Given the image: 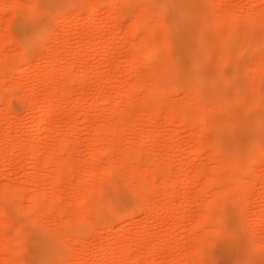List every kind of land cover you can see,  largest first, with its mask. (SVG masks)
Instances as JSON below:
<instances>
[{"label":"rangeland","instance_id":"1","mask_svg":"<svg viewBox=\"0 0 264 264\" xmlns=\"http://www.w3.org/2000/svg\"><path fill=\"white\" fill-rule=\"evenodd\" d=\"M70 1L36 0L38 6L35 9L37 11L31 14L32 9L27 4L28 0H0L3 4L0 6V69L3 70L4 67L7 68L9 65H13L11 63L15 59L16 54H19L17 55L18 58L20 52L24 50L25 33L31 31L29 43L31 46L29 52L30 62L28 61L26 64L19 63L14 69L12 68L14 71L10 70V68L7 69L8 73H6V68L5 72H3L4 70L0 71V74H3L0 75V85L2 86L4 84L6 86H2V88H7V91L9 90L8 92L14 96L18 94L21 96H17L19 99H12L13 110L4 109V101L0 100V142L2 141L0 143V189L5 188L4 190H8V188H16L14 191L17 192V189H19V192L21 191L20 193H22L21 195L17 194L19 195L17 197L14 196L10 199H5V197L3 200H0V207L2 209H8L14 205L15 208L17 205H21L22 208H25L23 211H27V215H24V220L22 221V218L19 219L14 212L10 214L6 213L7 216L3 213H1L2 215L0 214V247L2 246L0 248V263L3 264V262H6L5 259L9 258V261H7L8 264L15 259L19 260V262L16 261L13 264L17 262V264H36V245L40 240H48L43 246V254L39 256L38 264H121L119 263L121 260V251L118 250V247L123 244L130 249L128 252L130 257H127L124 264H134L135 259H138L137 264H183V262L185 264L187 254L191 251L194 252L198 247H193V242L195 246L196 241L199 242V247L202 246L201 248L198 247V250L201 249L200 255H202V258L201 256L199 257L201 264H264V73L260 70L262 71V75H257L260 76L257 79L260 82L256 81V83L254 81L257 77L254 79L253 75L255 73V66L260 65L261 60H264V46L261 47L260 43L264 38V0H146L148 3L151 1V10L157 13H154L156 14L155 17H159L162 20L164 27L162 28L161 26V30L159 27L155 29L156 33L149 30L151 29L150 27L147 28L148 30L146 28L142 29L145 30L144 32L147 31L145 33L146 37L151 31L154 38H157L159 41V47L161 45L160 49L163 46L165 48L167 44L169 48L166 51L160 50L157 58L149 59V61L147 56L150 53L148 52V54L146 52L145 54L147 56H144L145 58L147 57V61L144 62L147 64L145 65L151 67V65L158 66L159 63L162 70L165 69L162 73L168 76L172 83L178 85L176 87L173 84L174 88L172 89L175 90H172L170 88L171 86L167 88L166 82H162L164 80L162 79L163 77L160 78L162 74H159L158 77L161 79V82H156L157 85H154L157 86L158 90L156 92L150 90L152 91L151 94L145 91L146 86L148 87L146 84L149 83L150 76V79L157 77L156 73H149L148 70H141L139 66L131 64L137 56L135 52L137 47L134 46L142 39V36L145 38V34L140 29L135 33L127 32L132 24L131 19L135 15L137 17L139 12H143L142 9L144 7L142 8L141 6V11L137 12L139 9L137 5L142 4L140 2L141 0H138V2L137 0H115V2L113 0L114 5L109 6V4V7L104 6L105 8L103 7L102 10L94 15L90 14V10L98 0H80L82 6L79 4L81 6L79 11H75V7L66 6L67 2ZM142 1L144 2L145 0ZM71 2L70 5L74 6L73 4H75L74 2L76 0ZM16 3L21 8L24 7L23 5L26 8H20V11L16 10V13H14V4ZM7 5L14 6L12 8L9 6L12 11ZM45 7L48 9L46 10ZM222 12H225L224 14H230L231 18L236 14L237 19L233 18V20H229L225 25L216 27L214 19ZM261 13L263 15L260 16L259 14ZM61 15L65 16L64 20ZM119 15L124 16V18L122 17L123 24L121 25V30L115 35L114 20ZM254 15H256V18ZM257 15L260 16L259 19ZM12 17L14 18L12 19ZM252 17L258 22L253 20ZM9 18L13 22L10 21V23ZM249 18L251 21H247ZM154 19L156 20V18ZM202 19L206 20V24L198 32L196 26ZM155 20L151 21L152 24L156 22ZM173 23L177 26V29L172 28ZM45 25L48 27H45ZM155 25L157 24L152 25V30H154ZM44 28L49 30V35L42 39L39 38V34ZM236 28L240 30V34L237 33ZM234 32L238 36L235 38L231 37L232 39L229 38L231 33L232 35L235 34ZM221 38L224 41H219ZM215 41L218 43L216 44ZM216 46H220V48ZM222 48L231 49L228 53L230 56L229 58L227 57V63L221 59ZM149 50L147 49V51ZM12 56L14 57L12 58ZM9 57L12 59L9 60L10 62L6 61ZM150 57L152 58V56ZM221 62H223L224 66ZM69 64L75 66L71 80L67 79L69 78L66 76L68 73L65 75V68ZM2 66L4 67L2 68ZM157 66L156 68H158ZM139 69L142 72H138L140 71ZM148 69L150 70L151 68ZM194 71H196V76L190 78ZM67 80L70 82L68 83ZM142 80L146 81L144 88L128 89L129 86L136 84V82L138 83V81L142 83ZM66 81L68 83L66 84L67 86L63 84ZM251 82L253 87L249 85ZM153 83L156 84L155 81ZM62 84L70 90H67L66 93L71 92V95L69 96L67 94L69 96L67 98V96L65 97L64 94H61L64 95V99L60 98L58 103H55V107L57 108L55 110L57 112L54 111V114H51V116L47 114L49 121L47 122V118L45 124H42L43 127L45 126V129L43 127H39V129L40 120L46 117V112L44 110L43 113L41 112L44 103L43 97L47 94V91L50 92L52 90L55 92L57 87L60 89L61 86L62 88ZM198 84L203 90L204 97H206L205 99L209 105L211 104L210 106L212 107L214 105L213 103H215L213 111H210L211 116L221 122L218 131L206 133L205 136L207 137L208 143L202 139L199 140V122L189 126L190 124L187 121L185 123L180 122L178 117L171 120L169 118L170 114L166 113L167 108L171 104H175L176 107L177 103L180 105L181 103H186L188 105V100L191 99V93H193L192 91ZM18 86L20 89L17 88L16 90L15 87ZM149 88L151 87L149 86L147 89ZM253 91L255 92L252 93L253 95L255 94L254 96L251 94ZM117 95L120 96L119 98L121 100L116 105L117 109L115 108V110L113 108L112 98ZM238 95L242 97H240L241 99L238 98V102L237 100L233 102V105L231 99L233 96L237 97ZM105 96H107V100L109 99L108 101L104 99L106 98ZM201 99L204 102V99ZM158 100L161 101L162 106L160 105V111L159 109H154V111H159V114H156L158 116L152 110L156 116L152 118L153 113L150 114L151 110L149 106L151 105L149 104L150 102ZM75 101L79 102L76 107H74ZM206 101L205 103H207ZM224 101L229 103V106L227 105L228 107H225V104L223 105ZM192 102L191 104L193 106L191 104H189V107L186 105L188 107L187 111L194 112L198 108L197 106L200 101H196L195 105ZM203 102L200 104L202 105ZM157 104H153L157 106H155L156 109L158 108ZM210 106H208V111L211 110ZM134 114L138 115L137 121H135L136 115L134 116ZM119 122L122 123L119 124ZM114 123L118 125L117 129L119 130L117 131L118 134H121L117 136L120 138L116 136L110 140L108 138L111 136L110 133V136L107 134L109 140L106 138V141L101 140L102 135L108 131V126ZM103 124L107 125L105 127L107 131L103 128L104 133H102L101 129ZM98 128L101 130L99 129L98 131ZM143 132L148 133L146 135L147 137ZM105 134L104 137H106ZM203 142L206 144L205 148H203ZM59 143H64L62 145L66 143L67 145L65 146L67 149L62 150L59 148L58 150L61 152L58 151L57 154L54 152V149H56L55 147ZM253 143L262 144L261 150L263 153H261L259 160L254 163L251 162L250 156H246L250 152ZM34 144L42 153L40 154L41 157L43 156L45 158L43 162L45 163L46 161L48 163L44 164L48 166H44L43 170H41L43 167L41 166L39 168L40 171L34 167V156L31 155L30 151L32 146H35ZM137 146L143 150L138 149ZM216 146H220L219 152L215 154L217 158L211 153ZM93 149L100 151V153L97 151L99 155H97L98 157L95 156L96 158L92 154V151H95ZM137 150L141 151L139 160H135L138 162L137 168H135L139 173L147 165H149L150 169L156 167L157 161H159L158 164H160L159 166L162 170L159 169L160 173L157 172L159 176L155 175L156 178L154 180L151 179L152 177L148 179L152 173L150 175L149 173L146 174L148 177L144 174L143 177V174L142 176L139 173L136 174V169H134L136 175H129L132 172L130 173L129 166L126 165L129 163L128 158L131 154L128 155V153L129 151L137 152ZM207 151L210 152L208 153ZM51 153H55L56 156L54 155L53 157L56 158H70V161L74 163L75 168L72 171H68L65 167V169L63 168V170L58 171L59 173L62 171V174L68 175L67 177H69L66 178L64 186L61 185L63 183L57 180L60 176L57 179L55 178V176L58 177L57 175L61 174H57L54 170L55 166H52ZM210 153L213 156L209 155ZM120 154L125 155V157L119 156ZM49 155L51 156L50 158L48 157L50 161L46 160V157ZM117 155L120 158H125L124 161L127 160V163L121 161L123 159L119 160L120 158L118 159ZM133 156L134 154L131 155V157ZM233 156H238V165H235L231 160L227 163L228 159ZM211 157H214V159ZM111 160L115 161H113L115 167L120 164V168L115 169L113 166L114 171H112L116 173V175L113 174L115 177L111 179L113 181L101 184L99 178L104 174L103 169L105 167L103 166H107L106 164ZM118 161L124 162L125 164H123L125 166L121 165L122 163ZM113 162L111 161L110 163L112 164ZM214 162L220 164H215ZM145 163L147 164L144 165ZM162 164L166 170L169 169L167 170L168 172L171 171V175L173 173L174 176H172L174 178H177H175L176 190H174L176 194H170L171 196H175L172 199L173 203L168 202V199H171L167 195L169 192V181L166 184L168 186L163 185L167 181L161 183V180L164 181L162 177L165 173ZM221 164L223 165V170L221 168L220 172L221 170L222 173L223 171L230 172H226V175L220 174L221 178L231 174L243 176L240 179V186L237 185L241 188L237 189L233 187L235 190L230 188L226 192L228 198L224 195L223 197L221 196L222 186L220 185L221 178L219 179V174L215 177L220 180V183L214 177V181L218 184L210 185L208 180H206L207 183L204 181L207 177L210 178V175H215V172L217 170L219 171ZM133 165L135 166V164ZM244 166H246V169ZM101 167H103L102 170L100 169L102 172L97 171L95 175H91L93 173L92 171L96 170L95 168ZM147 171L150 172L149 170ZM193 175L195 176L193 177ZM205 175L207 176L206 178ZM128 176L132 180L129 177V181L127 179ZM138 176H141L140 178L147 177V181L151 180L150 182L152 184V181L156 182L157 188L155 187V183L153 185L155 188L153 189L151 187L152 185L150 186L149 184L150 182L146 181L148 185L145 184L144 189L140 187V190ZM235 176L234 179L237 181L238 176H236L237 179ZM187 177L193 178V182L188 183L184 179H187ZM211 178L210 181L213 180ZM242 179L244 180L242 181ZM79 180L81 184L78 185L77 182ZM107 183H112L111 185L113 186L111 187ZM160 184L163 185L165 192L161 190L163 187ZM92 185L99 186L96 188L97 190L100 188L98 191L103 189L102 186H108L110 190L107 189L101 195V202H105V204L103 203L104 205L113 203L120 216L119 219L109 220L104 214L98 215L96 212H90L91 214L88 213V217V214L85 213L88 217L87 220L89 222L87 224L89 228L85 232H80L81 230L79 228L77 229V227L81 223L77 222L79 223L77 226L75 224L76 220H78V216L76 217L78 215L77 205L82 201L79 195L82 197L85 194V189H88ZM150 187L153 192L149 189ZM212 188L215 190L219 189L218 191L214 190L212 194L216 193L219 196V193H221V197L219 196L220 198L218 197V199L223 204L221 207L219 205L215 209L211 206L213 202H211L212 194L210 193L212 190L210 189ZM35 190L41 191L40 193L44 194L45 202L49 203V205L51 204L50 202L53 204V201L55 202L58 198L59 202H57V205L59 206L55 204L50 207L52 211L50 209L47 210V207H45L46 204H44L43 208H41L42 205H39L40 208H35V197H33ZM198 190H202L206 198L207 194L210 195V200H208L209 197L207 200L203 196L200 197ZM230 195H234L238 199H233L234 196L230 197ZM165 197L168 198L166 199ZM181 197H185L186 200ZM79 199L80 201H78ZM165 199L168 200V204L172 205H168L169 207L176 208L175 210L172 209L174 211L173 213L169 210L170 213L167 212L166 207L168 206H166L167 202ZM70 200H73L77 207ZM195 200L199 201L200 204ZM69 202H72L73 205L71 204L72 207L70 206L68 208L69 211H67L65 207L69 206ZM144 202L147 204L145 205ZM208 203H210L213 212L216 213L214 215H218L217 221L219 222L205 221V225L201 229L195 227L201 225L204 221L202 219L203 221L201 222L199 219L205 214V209L209 205ZM60 204L64 206L66 211L65 213L62 211L63 217L59 215V218H57L55 214H61V210L63 209ZM161 206L165 208L163 207V209ZM16 209L22 210L20 206H17ZM130 210L134 211V215L131 216L132 219H127L126 212ZM207 210H210L209 207ZM20 215L19 217L23 216V214L22 216ZM29 215L32 218L35 215L34 219L38 217L37 220H34L36 221V227L33 219L31 218L33 222L30 220ZM54 217L57 219L55 220ZM60 218L62 219L60 220ZM63 220H69L68 225L71 221L72 224L69 232L72 235H76L70 237L71 234L67 232V237H65L68 238L69 236L72 239L70 243L69 238L65 240V242L68 240L69 243L66 254H63L61 250L62 253L53 257L57 244L53 239L55 235L54 231L56 230L55 232H57L59 230V233L64 228L66 222L63 223ZM24 221H27V223L31 221L30 226H34V231L27 234L19 245H17L19 243L18 240L21 238L18 239L15 245L12 238L20 237L17 233L20 228L17 227L21 223L22 225L20 227H28V224L24 223ZM6 222L14 223L9 228L6 225L9 223ZM173 223L175 226H173ZM176 223L179 224L177 225ZM41 226L42 229L38 230ZM16 228L18 229L17 232ZM217 228L224 229V233L211 234L212 232L209 231L210 229ZM202 229L203 231L200 233ZM205 229L208 232L205 233ZM44 230L48 232L46 233ZM75 236L81 239L78 240ZM2 238H8V243H11L12 246L10 244L8 245L9 248L2 249L4 247L2 242L4 245L7 244L4 242L5 239L3 240ZM10 239L12 242H10ZM161 240L164 242L167 241L166 246L159 245L162 242ZM147 243L149 246H157L151 258L148 256L149 247H147ZM135 255L138 257H135ZM192 258L188 262L186 261V263L196 264L198 260ZM21 260L23 262H20Z\"/></svg>","mask_w":264,"mask_h":264},{"label":"bare ground","instance_id":"2","mask_svg":"<svg viewBox=\"0 0 264 264\" xmlns=\"http://www.w3.org/2000/svg\"><path fill=\"white\" fill-rule=\"evenodd\" d=\"M71 1H75V0H71ZM67 2V4H66V6L68 7H72V8H76L75 9V11L77 10V11H79L81 8V1L79 0V1H77L76 0V2H74L75 4H73L74 6H71L70 4L72 3V2ZM16 2H18V1H16ZM77 2H79V3H77ZM114 2H115V0H114ZM137 2H138V0H137ZM142 4H141V3ZM139 3L141 4V5H137V6H139V9L137 10V12L138 11H141V9L144 7L145 8V10H144V8L142 9L143 10V12L141 11V12H139L137 15V17H136V15H135V17L133 18V19H131V22H132V24L130 25L131 27H129L128 28V33H132V32H137V31H139L138 29H140V31H142L144 34L147 32H144L145 30H143L144 28H148V27H150L151 29H149V30H151V31H153V32H155V29H158V27H159V29L161 30V26H162V28L164 27V24H163V22H162V20H160L159 19V17H155V15L157 14L156 12H152V10H151V1H150V3H148V2H146V0L143 2L142 0L140 1ZM15 3V2H14ZM19 3V2H18ZM60 3H61V1H60ZM144 3V4H143ZM145 3H147V4H145ZM27 4L30 6V8L32 9L31 10V14H32V12H33V14H34V12L35 11H37L36 9H35V7H37L38 5L36 4V0H28V2H27ZM79 4L81 5V6H79ZM110 4V5H109ZM1 5H3L1 2H0V6ZM15 5V7L14 6H12V5H7V7L9 8V6H11V8L12 7H14L15 8V10H14V8H13V10H14V13H16L15 11L17 10H19L20 11V8H21V6H19V4H14ZM111 6V5H114V3H113V0H98L96 3H95V5L91 8V10H90V14L91 15H94V14H96L97 12H99L100 10H102L103 9V7L104 6ZM144 5V6H143ZM24 7L23 8H26V6L25 5H23ZM108 6V7H109ZM142 8H141V7ZM40 7H42V6H40ZM23 8H21V9H23ZM28 8V7H27ZM43 8V7H42ZM51 8H52V6H51ZM60 8V7H59ZM105 8V7H104ZM10 9V8H9ZM45 9H46V7H45ZM48 9V8H47ZM46 9V10H47ZM11 10V9H10ZM12 11V10H11ZM22 11V10H21ZM30 11V10H29ZM44 11V10H43ZM42 11V12H43ZM45 12V11H44ZM13 13V12H12ZM11 13V15H13L14 16V14H12ZM145 13V15H143ZM154 13H156V14H154ZM225 13V12H224ZM223 12L222 13H220V14H218V16L216 17V19H214V23H215V25H216V27L217 26H219V27H221V26H223V25H225L229 20L231 21V19L233 20V18L234 19H237V15L235 14V15H233L232 16V18H231V15L230 14H224ZM264 13V12H263ZM142 14V15H141ZM159 14V13H158ZM15 15H17V14H15ZM160 15V14H159ZM260 16L261 15H263L262 13L261 14H259ZM259 15H257V18L259 19L260 18V16ZM134 16V15H133ZM228 16V17H227ZM259 16V17H258ZM264 16V15H263ZM61 17L63 18V20L65 19V16L64 15H61ZM124 18V16L123 15H119V16H117L116 18H115V20H114V24H115V30H114V34L116 35V34H118V32L121 30V25L123 24V18ZM214 17V18H215ZM240 17H241V15H240ZM254 17L256 18V15H254ZM254 17H252V19L253 20H255L256 21V19H254ZM14 17H12V19H13ZM154 18H156V20L154 19ZM161 18H163V17H161ZM10 20H9V22L10 21H12L13 22V20L11 19V18H9ZM156 21V22H154V24H157V25H155L154 27V30H152L153 29V26L152 25H154V24H152V22L151 21H154V20ZM159 19V20H158ZM248 19V18H247ZM246 19V20H247ZM158 21V22H157ZM247 21H251L250 20V18H249V20H247ZM149 22H151V24H149ZM161 22V23H160ZM256 22H258V21H256ZM11 23V22H10ZM10 23H9V25H10ZM205 24H206V20H201V21H199V24H197V31L198 32H200V29H201V27L204 25L205 26ZM48 25V24H47ZM47 25H45V27H48ZM150 25V26H149ZM157 26V27H156ZM227 26V25H226ZM143 28V29H142ZM172 28L174 29H177V26L173 23L172 24ZM130 29V30H129ZM133 29H135V30H133ZM142 29V30H141ZM232 29H234V28H232ZM232 29H231V32H232ZM148 30V29H147ZM235 30V29H234ZM233 30V31H234ZM151 31H150V34L149 35H147V37H146V34H145V38H143L144 36H142V39L138 42L139 43V45H138V43L137 44H135V46L134 47H137L136 48V50H135V52H136V57H135V59H133V61L131 62V64H135L136 66H139L140 67V69L141 70H143V69H145V70H148V72L149 73H152V72H154V74L156 73V75H157V77L156 78H154V79H150V77H149V83H145L146 81H143L142 83H139V81H138V83L136 82V84H134V85H132V86H129L128 87V89L129 90H133V89H135V88H139V89H141V88H144L146 85H148V87L150 86L151 88H149V89H147L148 87L146 86V89H145V91L148 93V94H151V92L154 90V92H156L157 90H158V88H157V86H154V85H157V83L158 82H161V79H159V74H162V76L160 75V78L161 77H163L162 79H164L162 82H166L165 84H167L166 86H167V88H168V86L172 89V88H174V85L177 87L178 85L177 84H174V83H172L171 82V79L168 77V76H166V75H164L162 72L165 70V69H163L162 70V68L159 66V63H158V66L157 65H151V67L150 66H148V65H145V64H147L146 62H144V61H147V57H148V61H149V59H156L157 58V56H158V54L160 53V50H165L166 51V49L167 48H169V46H168V44L166 45V47L165 48H163L162 47V49H160L161 48V45H160V47H159V44H158V40H157V38H154V36H153V34L151 33ZM236 31H237V33L238 34H240L239 33V29L238 28H236ZM142 33V34H143ZM156 33V32H155ZM233 33V32H232ZM232 33L229 35V38H235V37H237L238 36V34H236V32H234L235 34H233L232 35ZM143 34V35H144ZM49 35V30L47 29V28H44V29H42V31L40 32V34H39V38H42V39H44V38H46L47 36ZM154 35H157V34H154ZM232 35V36H231ZM235 35V36H234ZM30 36H31V31H27L26 33H25V38H24V50H23V52H20V56L17 58V55H19L18 53L16 54V56H15V59H13V62L11 63V64H13V65H9V66H7V68L6 67H4V66H2V68H3V70L2 69H0V71H3V72H5V68H6V73H8L7 71V69H9L10 68V70H12V71H14L13 69L19 64V63H25L26 64V62H28L29 61V52H30V50H31V46H30ZM151 36V37H150ZM220 36V35H219ZM156 37V36H155ZM216 37V36H215ZM217 37H218V35H217ZM244 37V36H243ZM141 38V37H140ZM223 38V37H222ZM222 38H221V40H219V41H224V40H222ZM225 38V37H224ZM231 38V39H232ZM218 39V38H217ZM216 39V40H217ZM144 41V43H143V41ZM218 41V40H217ZM217 41H215L216 42V44L218 43ZM240 41V40H239ZM143 43V44H142ZM243 43V42H242ZM242 43H241V45H242ZM245 43V42H244ZM261 43V47L262 46H264V38H263V40L260 42ZM215 44V45H216ZM220 45H221V43H219ZM147 46H149V47H147ZM214 46V45H213ZM227 46V45H226ZM232 46V45H231ZM243 46V45H242ZM241 46V47H242ZM150 49L149 51H147V49ZM216 47H219L220 48V46H216ZM223 49V48H222ZM233 49V48H232ZM242 49V48H241ZM262 49V48H261ZM21 50V51H22ZM145 50V51H144ZM168 50V49H167ZM231 50V49H230ZM230 50H228V48L227 49H223V52H222V57H221V59H222V61H224V62H226L227 60H228V58H229V51ZM234 50V49H233ZM164 51V52H165ZM218 51V50H217ZM150 53V55L149 56H152V58L150 57L149 58V56H147V54H145V53ZM162 52V51H161ZM22 53V54H21ZM148 53V54H149ZM218 53V52H217ZM219 53H220V51H219ZM241 53H242V51H241ZM144 55H146L147 57L145 58V56ZM218 56V55H217ZM220 56V55H219ZM14 56H12V58H13ZM228 57V58H227ZM145 58V59H144ZM221 59H218V60H221ZM263 59V58H262ZM9 60H12L11 59V57H9V58H7V60L6 61H9ZM14 60H15V62H14ZM231 61V60H230ZM262 62H260V65H258V66H255V73H253V75H254V79H255V77H257L256 78V80L254 81L255 83H256V81L257 82H260V80L258 81L257 79L260 77V76H257V75H262V71H263V73H264V60H261ZM10 62V61H9ZM30 62V61H29ZM134 62V63H133ZM218 62V61H217ZM222 64H223V62H221ZM227 63V62H226ZM28 64V63H27ZM157 64V63H156ZM0 65H1V63H0ZM54 65V64H53ZM134 65V66H135ZM161 65H163V64H161ZM156 66L158 67V68H156ZM223 66H224V64H223ZM226 66V65H225ZM74 67L75 66H73L72 64H69L66 68H65V75L68 73L69 74V76H68V74L66 75L67 77H69V78H67V79H69V80H71L72 79V77L71 76H73V74H74ZM142 67V68H141ZM151 68L150 70L148 69V68ZM155 68V71H154V68ZM173 67V66H172ZM13 68V69H12ZM147 68V69H146ZM161 68V69H160ZM136 69H138V67H136ZM139 69V70H140ZM153 69V70H152ZM243 69V68H242ZM138 71V72H142V71ZM152 70V71H151ZM260 70H262V71H260ZM151 71V72H150ZM85 72V71H84ZM158 72V73H157ZM161 72V73H160ZM259 72H261V73H259ZM165 73V72H164ZM259 73V74H258ZM219 74V73H218ZM0 75H3V74H0ZM256 75V76H255ZM75 76V75H74ZM194 76H196V71H194V72H192V75L190 76V78H192V77H194ZM221 76V75H220ZM222 77V76H221ZM221 79V78H220ZM252 79H253V77H252ZM69 80H67L68 81V83L70 82ZM67 81H66V83H63L65 86H67L66 84H68L67 83ZM155 81V83L156 84H154L153 82ZM252 81V82H253ZM140 82H141V80H140ZM148 82V81H147ZM188 82V81H187ZM202 82V81H201ZM249 82H250V80H249ZM252 82L249 84V85H252ZM146 85H145V84ZM153 85V87H152V85ZM189 83V82H188ZM255 83H253V84H255ZM1 84H3V83H1ZM62 84V86L64 87H62L61 88V86H60V89H59V87H57V89H55V92H53L52 90V93H51V91L49 92V91H47L45 94V96L43 97L44 98V103H43V106H42V109H41V112L43 113V110L46 112V117H45V119L43 120V119H41L40 120V122H39V126H38V128L40 127H43V125L42 124H45V122H46V120H47V118H48V120H47V122L49 121V116H51V114L53 115L54 114V111L55 112H57L55 109H57L56 107H55V103H58V101L60 100V98L62 99L63 98V96L65 95V97L67 96V94L70 96L71 95V92H69V93H66V91L68 90V91H70L67 87H65L64 85ZM164 84V85H165ZM174 84V85H173ZM202 85H203V83H201ZM200 84V85H201ZM205 84V83H204ZM2 86H4V84L2 85ZM2 86L0 85V100H2V101H4V109H7V110H11L12 109V99L14 98H17V99H19L18 97H21L20 96V94H18V95H16V96H14L13 94H11L10 92H8L7 91V88H4V87H6V86H4L3 88H2ZM165 87V86H164ZM200 86H199V84L197 85V87H195V89L192 91L193 93H191L190 95H191V99L190 100H194L193 102L192 101H190V100H188V105L185 103H181V105L179 104V103H177L176 105H177V107L175 106V104H171V105H169V108H167V111H166V113H168V114H170L168 117L169 118H171V120H173L174 118H179V121L180 122H186L187 121V123L188 124H190L189 126H191V125H193V124H195V123H197V122H199V124H200V132H199V140H203L204 142H206L207 141V137L205 136L206 135V133L207 132H212V131H218L219 130V128H220V123L221 122H219V121H217L214 117H212L211 116V114H210V111H213V106H215V103H213L214 105L211 107L210 105H209V103L206 101V97H204L205 96V94H204V92H203V90L201 89V87L199 88ZM249 87V86H248ZM252 87H253V85H252ZM252 87H250L252 90H253V88ZM9 88V87H8ZM17 88H19L20 89V87L18 86V87H15V89L17 90ZM249 88V89H250ZM5 89V90H4ZM14 89V90H15ZM14 90H13V92H14ZM148 90V91H147ZM150 90H152V91H150ZM164 90V89H163ZM172 90H175V89H172ZM255 90V89H254ZM6 91V92H5ZM165 91H167V89H165ZM180 91V90H179ZM250 91V90H249ZM153 92V93H154ZM15 93V92H14ZM103 93V95H105L104 94V92H102ZM185 93V92H184ZM252 93H255L254 91L253 92H251V94ZM17 94V93H16ZM61 94H64V95H61ZM100 95V94H99ZM107 95V94H106ZM237 95V94H236ZM253 95V94H252ZM255 95V94H254ZM253 95V96H254ZM18 96V97H17ZM61 96V97H60ZM69 96H67V98L69 97ZM209 96V95H208ZM99 97H101V96H99ZM106 98H104V99H106L107 100V96H105ZM120 96H115L114 98H112V104L114 105V109L117 107L116 105L118 104V102L121 100L120 98H119ZM240 97H242V96H240ZM239 97V95L237 96V97H235V96H233L232 97V99H231V102H232V104H233V102H235L236 100H237V102L239 101L238 100V98H240ZM102 98V97H101ZM109 98V97H108ZM200 98V99H199ZM201 98H203L204 99V102H203V100L201 99ZM254 98V97H253ZM64 99V98H63ZM103 99V98H102ZM101 99V100H102ZM114 99V100H113ZM195 99H198V100H195ZM241 99V98H240ZM109 100V99H108ZM107 100V101H108ZM105 101V100H104ZM189 101H190V103H189ZM196 101H200V103L201 102H203V104L201 105L200 103H199V105L197 106L198 108L193 112V111H187V108L189 107V104H191V102L195 105V102ZM205 101L208 103H205ZM103 102V101H102ZM184 102V101H183ZM186 102H187V100H186ZM78 103L79 102H77V101H75L74 102V107H76V105H78ZM152 103V104H151ZM157 104L158 105V108L156 109V105H153V104ZM207 104V105H205V104ZM253 103H255L254 101H253ZM148 104V103H147ZM225 104V107L228 105L229 106V103L228 102H226V101H224L223 102V105ZM235 104H237V103H235ZM250 104H252V103H250ZM249 104V105H250ZM256 104V103H255ZM14 105V104H13ZM149 105H151V106H149V109L151 110V113L150 114H152L153 116H151L152 118L156 115V114H159V111H160V109H161V106H162V103H161V101L160 100H158V101H153V102H150V104ZM161 105V106H160ZM178 105H180V106H178ZM188 107H187V106ZM192 105V104H191ZM190 105V106H191ZM222 105V104H221ZM222 105V107L224 108V106ZM234 105V104H233ZM238 105V104H237ZM156 106V107H155ZM160 106V107H159ZM193 106V105H192ZM191 106V107H192ZM200 106V107H199ZM208 106H210L211 108V110H209L208 111ZM227 106V107H228ZM154 107V108H153ZM185 107H186V109H185ZM195 107V106H194ZM221 106H220V108H222ZM247 107V106H246ZM253 107V106H252ZM153 108V109H152ZM160 108V109H159ZM222 108V109H223ZM113 109V110H114ZM117 109V108H116ZM115 109V110H116ZM154 109L155 110H158L159 109V111H154ZM226 109V108H225ZM251 109V108H250ZM13 110V109H12ZM152 110L155 112V115H154V112H152ZM170 110V111H169ZM170 113H169V112ZM44 112V113H45ZM209 112V113H208ZM243 112V111H242ZM245 112V111H244ZM49 116H48V115ZM227 114V113H226ZM136 114H134V116H135ZM48 116V117H47ZM156 116H158V115H156ZM155 116V117H156ZM229 116V115H228ZM136 118H135V121H137V119H138V115H136L135 116ZM154 117V118H155ZM243 118V117H242ZM228 120V119H227ZM122 122H119V124H121ZM47 125V124H46ZM116 125V126H115ZM228 125V124H227ZM102 126V125H101ZM107 125H105V124H103V126L101 127V129H102V133H104V129L106 130V127ZM112 127V129H110L111 127ZM121 126V125H120ZM45 127V126H44ZM43 127V129H45ZM47 127V126H46ZM39 128V129H40ZM104 128V129H103ZM118 128V125H117V123L115 124H110L109 126H108V131L107 132H109V129H110V132L109 133H107V132H105L104 134H105V136L106 137H104V134L102 135V139L101 140H105V138L106 139H113V137H116L117 135H120V134H118V131L117 130H119V129H117ZM121 128V127H120ZM99 129L100 128H98V131H99ZM100 129V130H101ZM120 131H121V129H120ZM101 132V131H100ZM101 133V134H102ZM110 133H111V136H110ZM143 133H145V132H143ZM107 134L110 136V137H108L107 136ZM148 133H145V136L147 135ZM141 135H143L142 133H141ZM149 136H150V134H149ZM104 137V138H103ZM108 137V138H107ZM119 136H117V138H118ZM144 137V136H143ZM147 137V136H146ZM146 137H144V138H146ZM152 137H154V136H152ZM120 138V137H119ZM151 138V137H150ZM108 139V140H109ZM209 139V138H208ZM117 140H119V139H117ZM141 140H143V139H141ZM198 140V141H199ZM106 141V140H105ZM2 142V141H1ZM0 142V143H1ZM108 142V141H107ZM113 142V141H112ZM114 142H116V141H114ZM203 142V143H204ZM212 142V141H211ZM141 143V142H140ZM207 143H208V141H207ZM62 144H64V143H59V145L58 146H56L55 148L56 149H54L53 151L54 152H61L60 150H58L59 148H61L62 150H64V149H67V147L65 146V145H67L66 143H65V145H62ZM211 144V143H210ZM35 145V144H34ZM60 145H62V146H60ZM206 144L204 143V145H203V148H205L206 146H205ZM209 145V144H208ZM217 145V144H216ZM262 145V144H261ZM259 143H253L252 144V146H251V149H250V152L248 153V155H246V156H250V158H251V162L252 163H254V162H256V161H258L259 160V158H260V155H261V153H262V150H261V146ZM140 146V145H139ZM139 146H137L138 147V149H141V148H139ZM214 146V145H213ZM58 147V148H57ZM64 147V148H63ZM66 147V148H65ZM136 148V147H135ZM208 148H209V146H208ZM220 148V146H216L215 148H213V152H211L212 154H214V157H215V154L217 153V152H219V149ZM134 149V148H133ZM132 149V150H133ZM137 149V148H136ZM93 150H95V149H93ZM111 150V149H110ZM141 150H143V149H141ZM207 150V149H206ZM31 151V155H33L32 157L34 158V167H36V168H38V170H39V168H41V166H43L42 167V169L41 170H43V168H44V164L46 163V161H45V163L43 162L44 160L43 159H45L43 156V158L41 157V155L40 154H42L37 148H36V145L35 146H32V149L30 150ZM97 151H99V150H95L94 152L92 151V154L94 155V158H96L95 156H97V155H99L98 154V152ZM145 151V150H144ZM216 151V152H215ZM107 152V151H106ZM126 152V151H125ZM136 153V155H135V153ZM134 152H130L129 151V153H128V155H129V158H128V162L130 163H127L126 161L127 160H125L124 161V159L125 158H123V157H125V155H122V154H120L119 156H123V157H119L118 155V159L119 160H121V159H123V160H121V161H124L125 163H127L126 165H128L129 167V171H130V173L131 174H129L130 176L132 175V176H134V175H136V174H138L139 172H138V170L136 169L137 168V163L138 162H136L135 160H139V158H140V152L141 151H139V150H137V152L136 151H134ZM208 152V151H207ZM206 152V153H207ZM210 152V151H209ZM208 152V153H209ZM229 152V151H228ZM99 153H100V151H99ZM102 153V152H101ZM119 153H122V152H119ZM205 153V154H206ZM209 154V155H212V154ZM52 154V157L55 155V153H51ZM50 154V155H51ZM58 154V153H57ZM123 154H125L124 152H123ZM132 154H134V156L133 157H131V155ZM204 154V155H205ZM263 154V153H262ZM47 156L46 158V160H49V158L51 157V156ZM92 155V156H93ZM200 155V154H199ZM203 155V156H204ZM207 155V154H206ZM208 155V156H209ZM56 156V155H55ZM144 156V155H143ZM213 156V155H212ZM49 157V158H48ZM51 157V159H52V163L54 164H52L51 162H50V164H52V166H55L54 168V170H55V172H57V174L59 173L58 171L59 170H63V168L65 167V168H67V170L69 171V170H73V168H75L74 167V163L72 162V161H70L71 159L70 158H64L63 157V159H61V158H56V157H53V158H55L54 160H53V158ZM98 157V156H97ZM130 157H131V160H130ZM214 157H211V158H213L214 159ZM220 157V156H219ZM141 158H144V157H141ZM215 158H217V157H215ZM230 158V157H229ZM56 159H58V160H56ZM219 159H221V158H219ZM143 160H145V159H143ZM149 160V159H148ZM229 160H231L233 163H235V165H238V161H239V158H238V156H233V157H231L230 159H228V161H227V163L229 162ZM50 161V160H49ZM56 161V162H55ZM112 162L114 161V160H111ZM111 161H109L106 165L107 166H103V167H105L103 170V172H104V174H106V175H104L103 174V176H101V178H99L100 180H101V184H103L104 182H105V184H106V182H108V181H113V180H111V179H113L114 177H115V175H116V173L115 172H113L114 171V168L115 169H117L118 167H119V165H117L116 167H115V164H114V162L111 164L110 162ZM121 161H118L119 163L121 162ZM142 161V160H141ZM155 161V160H154ZM230 161V162H231ZM124 162H121L122 164L121 165H124L125 163ZM131 162H134V163H132L131 164ZM158 163H159V161H157ZM42 163H43V165H42ZM124 163V164H123ZM149 163V162H148ZM157 163V165H156V167H153L152 169H150V167H149V165H147V167H144V169H147V170H149L150 172H148L147 170H145L144 171V169H142L143 171L142 172H145V173H139V175L141 174V176H142V174H143V177H144V174L146 175V174H148L149 173V178L148 179H150L151 177V179L152 180H154L155 178H156V176L155 175H158L157 174V172H159V169L160 170H162L161 169V167L159 166L160 164H158ZM215 163V162H214ZM217 163V162H216ZM215 163V164H216ZM46 164H48V163H46ZM73 164V165H72ZM114 164V165H113ZM133 164H135V166L133 165ZM147 163H145L144 165H146ZM217 164H220V163H217ZM132 165V166H131ZM233 165V164H232ZM46 166H48V165H46ZM45 166V167H46ZM111 166V167H110ZM113 166H114V168H113ZM125 166V165H124ZM134 166V167H133ZM159 166V167H158ZM221 166V167H220ZM219 167V171L217 170V166H216V170L218 171H216L215 172V175H213V176H211L209 173V177L211 178V179H213V180H211L210 181V178H208L206 175H207V173H206V175H205V182H206V180H208V182H210V185H215V184H218V183H220V178H221V176H220V174L221 175H226L225 173L226 172H228V173H230L229 171H223V173H222V170H223V165L221 164ZM103 167H101V168H95L96 170H94V171H92L93 173L91 174V175H95V173L97 172V171H101L102 170V168ZM122 167V166H121ZM131 167V168H130ZM136 167V168H135ZM162 167H163V164H162ZM236 167H238V166H236ZM245 167V169H246V166H244ZM35 168V169H36ZM64 168V169H65ZM72 168V169H71ZM120 168V167H119ZM149 168V169H148ZM155 168H157V169H155ZM164 168V167H163ZM222 168V170H221V172H220V169ZM77 169V168H76ZM101 169V170H100ZM134 169H136V174H135V170ZM37 170V169H36ZM78 170V169H77ZM113 170V171H112ZM151 170H154V171H152L151 172ZM167 170H169V169H167ZM166 170V168H164V174H163V177H162V179H164V181L163 180H161L162 182L161 183H164L165 181H167V182H165V184H163V185H166L167 183H168V181H169V183H168V185H169V192H168V190L166 189V191L168 192V194H167V192H166V194L169 196V197H171V199L169 198L168 200H166L168 197H165L166 199V202L168 201V202H172V199H173V196L174 195H170L171 193H174V194H176V192L174 191V190H176L175 189V180L177 179L176 177V179L173 177L174 175H173V173H172V175H171V171H167ZM211 170V169H210ZM215 170V169H214ZM234 170V169H233ZM232 170V171H233ZM40 171V170H39ZM70 171V172H71ZM167 171V172H166ZM231 171V172H232ZM235 171H236V169H235ZM248 171V170H247ZM38 172V171H37ZM37 172H36V174H37ZM62 172V171H61ZM59 173V174H61V175H57L56 173H55V175H57L58 177H56L55 176V178L57 179V178H59V176H60V178L59 179H57V180H59L61 183H63V184H61V183H59V184H61V185H63L64 186V182H66L65 180H66V178H69V177H67L68 175H64V174H62V173ZM102 172V171H101ZM100 172V173H101ZM134 172V173H133ZM147 172V173H146ZM243 172V171H242ZM73 173V172H72ZM160 173V172H159ZM169 173V174H168ZM233 173H234V171H233ZM243 173H245V172H243ZM102 174V173H101ZM113 174H115V175H113ZM154 174V175H153ZM214 174V173H213ZM217 174H219V182H218V180L216 179V175ZM72 175V174H71ZM195 175H197V174H195ZM195 175H193V177L195 176ZM228 175V174H227ZM130 176H128V178L127 179H129V177ZM140 176V177H141ZM147 176V175H146ZM145 176V177H146ZM159 176V175H158ZM157 176V177H158ZM176 176V175H175ZM216 176V177H215ZM234 174H231V175H228L227 177H223V178H221V192H222V194L221 193H219V196H220V194H221V196L223 197V195L224 196H226V192L230 189V188H233V187H236L237 189L238 188H241V187H239L240 186V184H241V178H243V176H238V174H236V176H238V179H237V177L235 176V178L237 179V181H235V179H234ZM37 177V176H36ZM139 176H138V185H139V188L141 187V188H143L144 189V187H145V184H147L146 183V181L148 180L147 179V177L146 178H140ZM154 177V178H153ZM214 177H215V179L217 180V182H215L214 181ZM34 178V177H33ZM32 178V179H33ZM160 178V177H159ZM122 179H125V178H122ZM130 179H131V177H130ZM130 179H129V181H130ZM136 179V178H135ZM146 179V180H145ZM188 183L190 182H193V178H191V177H187V179L186 178H184ZM103 180V181H102ZM132 180V179H131ZM184 180V181H185ZM195 180V179H194ZM244 179H242V181H243ZM115 181V180H114ZM128 181V180H127ZM151 181V180H150ZM150 181H147V182H150ZM185 181V182H186ZM79 182V183H78ZM77 182V184L79 185V184H81L80 183V180ZM126 182V181H125ZM153 182V184L150 182L149 184H150V186L154 189L155 187L157 188V185H156V182H154V181H152ZM203 182V181H202ZM204 182V183H205ZM237 184H236V183ZM110 183V182H109ZM127 183V182H126ZM154 183H155V187L153 186L154 185ZM207 183V182H206ZM212 183H214V184H212ZM239 183V184H238ZM58 184V185H59ZM108 184V183H107ZM112 184V183H111ZM111 184H108V185H111ZM231 184H233L232 186H231ZM77 185V186H78ZM148 185V184H147ZM147 185H146V187H147ZM161 185V184H160ZM163 185H161V187H163ZM168 185H166V186H168ZM206 185V184H205ZM236 185V186H235ZM237 185H239V186H237ZM104 186H106V185H104ZM113 185H111V187H112ZM171 186V187H170ZM1 187V186H0ZM95 187V188H94ZM99 187V186H98ZM98 187H96L95 185L93 186H91V187H88V189H87V192H86V189H85V194L82 196V197H80V195H79V198L81 199L82 198V201L79 203V202H77V203H79V205H77L78 206V210H77V214L78 215H76V217L78 216V220H76V226H77V224H79V223H77V222H80L81 223V225L79 226V227H77V229L79 228L81 231L80 232H85L86 231V229H88L89 228V226H88V224H87V222H89L87 219H88V217H89V214L88 213H90V212H96V213H98V215H100V214H104L109 220H114V219H119V216H120V214H119V212L117 211V209H115V207H114V204L113 203H110V204H106V205H104L105 204V202H101V195L104 193V192H106L107 191V189H109L108 188V186H106V187H103L102 186V190L101 191H98V190H100V188L97 190L96 188H98ZM151 187L149 188L150 190H151ZM212 187H214V186H212ZM246 187V186H245ZM141 188H140V190H141ZM168 188V187H167ZM173 188V189H172ZM205 188V187H204ZM203 188V189H204ZM220 188V187H219ZM5 189V188H4ZM3 188L2 189H0V197L2 198H0V200H3L5 197V199H10V198H13L14 196H19V195H21L22 193H20L19 192V189H17L18 191L16 192V191H14L16 188H11V189H9L8 188V190H4ZM13 189V190H12ZM62 189V188H61ZM116 189V188H115ZM202 189V190H203ZM218 189V188H217ZM234 189V188H233ZM236 189V190H237ZM110 190V189H109ZM117 190V189H116ZM146 190V189H145ZM163 192H165L164 191V187H163V189H161ZM202 190H198L199 191V196L201 197V196H203V198H206L204 195V193H203V191ZM210 190H212V192L210 193V194H212L213 193V191L215 190V189H210ZM219 190V189H218ZM218 190H215V191H218ZM235 190V189H234ZM36 191V192H35ZM33 193V197H35L34 199V206H35V208H37V207H39L40 208V206L39 205H42L41 206V208H43V206H44V204H46L45 205V207H47V210L48 209H50L51 210V208L50 207H52V206H54L55 204H56V206H59V205H57V202H59V200H58V198H57V200H55V202L53 201V204H52V202H50L51 204L49 205V203H46L45 201H46V199H45V196H44V194L43 193H40L41 191H37V190H35ZM98 191V192H97ZM118 191H119V189H118ZM152 192H153V190H151ZM197 191V192H198ZM120 192V191H119ZM210 192V191H209ZM230 192H232V191H230ZM98 193V194H97ZM117 193V192H116ZM208 193V192H207ZM215 193V192H214ZM218 193V192H217ZM17 194H19V195H17ZM143 194V193H142ZM187 194V193H186ZM186 194H185V196H186ZM216 194V193H215ZM215 194H212L211 196L210 195H208L207 194V198L210 196L211 197V199H212V201L211 202H213V203H211V206L213 207V209H215V208H218V206L219 207H221V205H223L222 204V202H221V200H219L218 199V197L219 196H217V194L215 195ZM9 196V197H8ZM112 196V195H111ZM135 196V195H134ZM141 196H143V195H141ZM166 196V195H165ZM215 196H217V197H215ZM220 196V197H221ZM229 196V195H228ZM234 196V195H233ZM233 196H231L230 195V197H233ZM75 197V196H74ZM144 197H146V196H144ZM144 197H143V199H144ZM175 197V196H174ZM188 197V196H187ZM198 197V196H197ZM210 197H209V199L208 200H210ZM219 197V198H220ZM229 197V198H230ZM242 197V196H241ZM182 199H184L185 197H181ZM207 198H206V200H207ZM226 198H228L227 196H226ZM238 199V197L236 198V196H234L233 197V199ZM72 199V198H71ZM74 199V198H73ZM80 199L78 200V201H80ZM104 199V198H103ZM114 199V198H113ZM142 199V198H141ZM146 199V198H145ZM151 199V198H150ZM202 199V198H201ZM233 199H231V200H233ZM105 200V199H104ZM184 200H186V198L184 199ZM198 200V199H197ZM197 200H195V201H197ZM70 201H73V200H70ZM114 201V200H113ZM142 201H147V200H142ZM45 202V203H44ZM74 202V201H73ZM144 202V203H145ZM154 202V201H153ZM168 202L166 203L167 205L166 206H168V205H170V206H172L171 204H168ZM197 202H199V201H197ZM233 202H234V200H233ZM70 204H69V206L67 207L66 205V207H65V209L67 210V211H69L68 210V208H70V206L72 207V202H69ZM104 203V204H103ZM115 203V202H114ZM173 203V202H172ZM196 203V202H195ZM240 203V202H239ZM72 204V205H71ZM74 204H75V207H77L76 206V203L74 202ZM117 204V203H116ZM147 203H145V205H146ZM154 204V203H153ZM199 204H200V202H199ZM209 205L206 207V211H205V214L203 215V217H201V219H199L202 223H201V225H197V226H195V227H198V228H200L201 229V227L203 226V225H205V221L206 222H219V221H217V219H218V215H214V214H216L215 212H213V210L211 209V207H210V203H208ZM14 205V204H13ZM17 205V204H16ZM161 205V204H160ZM17 206H20L21 207V209L22 210H18V209H16L17 208ZM16 206V208H15V205L13 206V207H11V208H4V209H2L1 207H0V214L1 213H3L4 215L7 213V214H10V213H12V212H14V214L16 213V215L18 216V218L19 219H21V221L22 220H24V215H27V211L26 212H24L23 211V209H25L24 207L22 208V206L21 205H17ZM60 206H61V204H60ZM140 206V205H139ZM142 206V205H141ZM165 206V205H164ZM163 206V207H164ZM174 206V205H173ZM44 207V208H45ZM62 208V210H61V214L60 213H57V214H55V216L57 217V218H59V215H60V217H63L64 215H63V213H65V209H64V206H61ZM145 207H147V206H145ZM155 207V206H154ZM162 207V206H161ZM162 207V208H163ZM169 207V206H168ZM168 207H166L167 209V212H169V211H171L172 213L174 212V211H172V209H174L173 207H169V209H168ZM209 207V209L210 210H207V208ZM165 208V207H164ZM163 208V209H164ZM205 208V207H204ZM161 209V208H160ZM163 209H161V210H163ZM176 209V208H175ZM174 209V210H175ZM16 210V211H15ZM27 210V209H26ZM49 210V211H50ZM144 210V209H143ZM158 210V209H157ZM169 210V211H168ZM23 211V212H22ZM52 211V210H51ZM62 211H63V213H62ZM146 211V210H145ZM144 212V211H143ZM26 213V214H25ZM85 213H87L88 214V217L85 215ZM170 213V212H169ZM7 214H6V216H7ZM20 216H22V214H23V216L22 217H19V215ZM29 214V213H28ZM91 214V213H90ZM220 214V213H219ZM2 215V214H1ZM132 215H134V211H128V212H126V218L127 219H130L131 218V216ZM30 216V215H29ZM35 216V215H34ZM33 216V218L30 216L29 218H30V220L32 221V219H33V221L34 220H37L38 219V215L36 214V216H38L37 217V219H34L35 217ZM66 216V215H65ZM85 216V217H84ZM56 217H54V219L56 220L57 218ZM32 218V219H31ZM220 218V217H219ZM62 218H60V220H61ZM132 219V218H131ZM203 219V220H202ZM30 221V222H31ZM32 221V222H33ZM69 221V220H68ZM68 221L66 220H63V223H65V226H64V228L63 229H61L60 230V232L58 233V231L57 232H55L54 231V233H55V235H54V240H55V242L57 243L56 244V247L55 246H53V247H55V251H54V256L53 257H55V256H57V255H59L60 253H62L63 252V254L65 253L66 254V251L68 250V246L67 245H69V243L71 242L70 240L72 239V238H70V237H72V236H74V235H76V234H73L72 235V233H70L69 231H70V227H71V221H70V224L68 225L67 223H68ZM86 221V222H85ZM128 221H130V220H128ZM258 221H259V219H258ZM30 222L28 221V223H27V221H24V223H27L28 224V227L26 228V227H20L21 225H22V223H21V225L20 226H18L17 228H20L19 229V231H18V229L16 230V232L19 234V236L20 237H18L17 235V237H13L12 238V241H14L15 242V245L17 244V242L19 241V243L17 244V245H19L20 243H21V240L23 241L24 240V238H25V236L27 235V234H29V233H32L34 230H33V227H31L30 226ZM31 222V223H32ZM36 221H34L33 223L35 224V227H36V223H35ZM62 221H60V223H61ZM178 222V221H177ZM198 222V221H197ZM6 223H9V224H6L8 227L10 226V227H12V223H14V222H6ZM18 223V222H17ZM63 223H61V224H63ZM86 224V225H85ZM174 224V223H173ZM177 224V223H176ZM179 224V223H178ZM177 224V225H178ZM24 225V224H23ZM41 225H43V224H41ZM75 226V225H74ZM84 226H85V230H84ZM87 226V227H86ZM173 226H175V224L173 225ZM9 227V228H10ZM31 227V228H30ZM45 227V226H44ZM62 227V226H61ZM60 227V228H61ZM69 227V228H68ZM23 228H25V229H23ZM73 228V227H72ZM82 228H83V230H82ZM172 228V227H171ZM173 228H175V227H173ZM14 229V228H13ZM39 229H42V226H41V228L39 227L38 228V230ZM44 229V228H43ZM74 229V228H73ZM52 230V229H51ZM63 230V231H62ZM206 231H205V233L206 232H208V230L207 229H205ZM42 231V230H41ZM45 231V230H44ZM71 231H73V230H71ZM203 231V229L200 231V233ZM209 231H211L212 233L211 234H219V233H224V229H210ZM43 232V231H42ZM46 232V231H45ZM48 232V231H47ZM46 232V233H47ZM67 232H69L70 234H71V236L69 237L68 236V238H69V243H68V240L65 242V240L66 239H68V238H66L67 236H66V234H67ZM53 233V232H52ZM57 233V234H56ZM42 234V233H41ZM209 234V233H208ZM66 236V237H65ZM211 236V235H210ZM51 237V236H50ZM14 238H16V239H14ZM21 238V239H20ZM43 238V237H42ZM52 238V237H51ZM75 238L76 239H78L76 236H75ZM3 240H4V242L5 243H7L6 245H4L3 244V242H2V245L4 246L2 249H4V248H9V246L8 245H10L8 242V238L6 239V238H2ZM14 239V240H13ZM18 239H20V240H18ZM79 239H81L80 237H79ZM78 239V240H79ZM199 239H201V238H199ZM7 240V241H6ZM16 240V241H15ZM18 240V241H17ZM26 240V239H25ZM11 241V239H10V242H12ZM47 242H48V240H46ZM46 241L45 240H40V242L39 243H37V249H36V264H38V261H39V256L40 255H42L43 254V246H44V244L46 243ZM73 241V240H72ZM75 241V240H74ZM162 241V240H161ZM35 242V241H34ZM163 242V243H162ZM162 242H160V244L159 245H161L162 244V246H166V242L167 241H162ZM35 243V244H36ZM68 243V244H67ZM198 241H196L195 242V246H194V242H193V247H196V246H198L199 247V245H198ZM1 244V243H0ZM145 244V243H144ZM202 245V244H201ZM200 245V246H201ZM11 246H12V244H11ZM161 246V247H162ZM2 247V246H1ZM0 247V248H1ZM20 247H22V245H20ZM52 247V246H51ZM70 247V246H69ZM147 247H149V250H148V252H149V255L148 256H150V258L152 257V255H153V253L155 252V250L157 249L155 246H153V245H148V243H147ZM198 247L196 248V250L194 251V252H189L188 254H187V262H188V260H190V258L191 257H193V258H196L195 260H198L197 261V263H200V260H199V257L201 256V258H202V255H200V250H198ZM202 247V246H201ZM201 247H199V248H201ZM6 248V249H7ZM70 249H71V247H70ZM193 249H195V248H193ZM192 249V250H193ZM21 250H23L24 251V249H22L21 248ZM26 250V249H25ZM61 250H62V252H61ZM118 250H120L121 251V262L119 261V263H121V264H124V262H125V260L127 259V257H130L129 256V254H128V252L130 251V249L128 248V246H126V245H122V246H120V247H118ZM48 251H49V249H48ZM71 255V254H70ZM128 255V256H127ZM13 257V256H12ZM72 257V256H71ZM70 257V258H71ZM135 257H138V256H136L135 255ZM16 258V257H15ZM14 258V259H15ZM192 258V259H193ZM13 259V258H12ZM130 259V258H129ZM132 259V258H131ZM133 259H134V256H133ZM139 259H140V257H139ZM23 260V259H22ZM20 261V262H23V261ZM5 261L6 262H3V264H6L7 263V261H9V258H7V259H5ZM16 261H18L19 262V260H13V262L12 261H10L9 262V264H13L14 262H16ZM186 261H185V264H187L186 263ZM17 262V263H18ZM133 262V261H132ZM137 262H138V259L136 260H134V264H137ZM16 263V264H17ZM48 263V262H47ZM66 263H67V261H66ZM196 263V264H197ZM0 264H2V263H0ZM8 264V263H7ZM29 264V263H28ZM182 264V263H181ZM183 264H184V262H183ZM201 264V263H200ZM206 264V263H205ZM236 264V263H235Z\"/></svg>","mask_w":264,"mask_h":264}]
</instances>
